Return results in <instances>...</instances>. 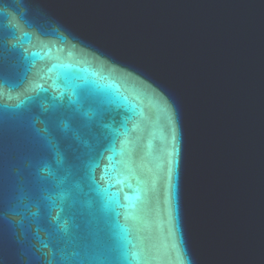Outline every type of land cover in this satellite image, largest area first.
I'll return each mask as SVG.
<instances>
[{"label": "water", "instance_id": "95a60500", "mask_svg": "<svg viewBox=\"0 0 264 264\" xmlns=\"http://www.w3.org/2000/svg\"><path fill=\"white\" fill-rule=\"evenodd\" d=\"M0 264H264V0H0Z\"/></svg>", "mask_w": 264, "mask_h": 264}, {"label": "snow or ice", "instance_id": "6c2138e0", "mask_svg": "<svg viewBox=\"0 0 264 264\" xmlns=\"http://www.w3.org/2000/svg\"><path fill=\"white\" fill-rule=\"evenodd\" d=\"M66 223V222H65Z\"/></svg>", "mask_w": 264, "mask_h": 264}]
</instances>
